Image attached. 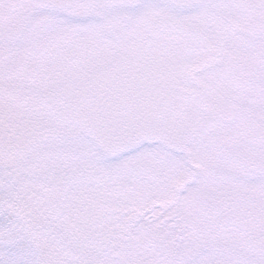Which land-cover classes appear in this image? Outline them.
Instances as JSON below:
<instances>
[{
  "label": "snow or ice",
  "instance_id": "1",
  "mask_svg": "<svg viewBox=\"0 0 264 264\" xmlns=\"http://www.w3.org/2000/svg\"><path fill=\"white\" fill-rule=\"evenodd\" d=\"M0 264H264V0H0Z\"/></svg>",
  "mask_w": 264,
  "mask_h": 264
}]
</instances>
